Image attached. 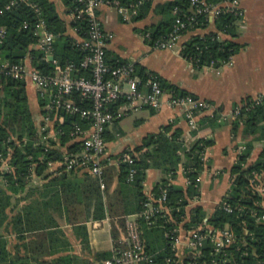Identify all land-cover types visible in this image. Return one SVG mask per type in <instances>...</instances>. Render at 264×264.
<instances>
[{"label": "trees", "instance_id": "1", "mask_svg": "<svg viewBox=\"0 0 264 264\" xmlns=\"http://www.w3.org/2000/svg\"><path fill=\"white\" fill-rule=\"evenodd\" d=\"M12 1L0 0V28H6V36L0 47V61L19 62L30 54L33 66L52 73L57 64L65 65L83 59L85 53L75 44L77 38L86 35L88 24L83 16L67 21L53 0H15L16 4L8 9L7 5ZM64 1L68 14L79 5L76 0ZM119 1L126 6L143 1L134 20L147 17L153 10L161 15L158 22L142 30L144 34L150 33L146 41L152 45L157 39L169 36L178 15L192 13L190 0H169L158 4H155V0ZM34 5L40 7L41 14ZM176 7L179 8L177 14ZM41 17L46 19L48 29L57 35L53 43V60L37 47L35 25ZM200 20L197 26L199 31L192 33L181 51L184 57L193 60L197 68L212 60L221 65L243 48L244 44L237 39L238 19L235 15H221L215 22V29H208L209 21L204 17H200ZM70 28L77 32L76 35L70 32ZM220 33L226 37H221ZM136 65L144 79L152 72ZM160 78L167 89L190 93ZM39 101L42 105L43 101L40 98ZM240 120L245 125L244 137L253 135L257 136L255 139L264 140V104L257 105L238 118L234 130L238 129ZM74 121H80V118L65 115L63 127L66 133L62 136L61 144L69 152L81 149L80 141L71 140L70 131ZM40 140L39 125L30 104L28 82L1 74L0 152L10 155L13 170L2 172L3 182L0 185V264H80L61 219L88 247L86 222L92 217H109L118 247L122 246V233L127 231V216L132 213L139 214L146 250L154 255L157 264H191L192 261L196 264H214V260L218 264H264V221L258 220V216L264 213V193L256 192L250 182L254 172L264 173V149L258 160L248 164L253 150L252 141H248L238 163L232 168V186L224 198L236 210L229 213L222 202L208 219V224L216 229L229 226L236 233V240L220 253L215 252V245L209 240L202 248V255L195 257L192 254H178L173 230L181 221L186 227H198L204 222L206 216L202 206H194L188 218L187 205L200 194L197 178L205 166L202 157L213 140L202 138L187 147L182 139V131L174 129L173 124L165 125L160 131L147 135L139 146L123 151L135 159L131 165L137 168L133 180H129L130 164L107 165L105 189L101 188L98 177L82 168L67 171L62 165L52 169L49 162H62L64 150L57 146L47 150L43 144H38ZM180 165L184 166L185 174L191 180L187 188L173 184L169 178L176 176ZM149 168L161 169L165 174L152 192L158 197L163 189L168 190L167 204L172 207V216L176 221L165 214L151 218L144 215L149 199L144 190Z\"/></svg>", "mask_w": 264, "mask_h": 264}, {"label": "built area", "instance_id": "2", "mask_svg": "<svg viewBox=\"0 0 264 264\" xmlns=\"http://www.w3.org/2000/svg\"><path fill=\"white\" fill-rule=\"evenodd\" d=\"M78 6L71 13L72 18L84 17L87 21L86 35L77 38L75 44L83 50L84 57L80 62H68L65 65L57 64L52 73H46L33 66V57L27 54L24 60L15 62L10 60L0 61V75L3 74L15 80L31 82L38 90L39 98L43 101L41 119L38 122L41 140L48 150L50 147H61L64 150L62 162L50 161L52 169L64 166L65 170L73 171L82 168L99 178L101 186L106 187L105 171L108 164H120L126 162L130 166L134 163V157L123 152L120 157H111L108 149L107 131L116 120L128 115L130 112L139 111L146 106L160 109L165 103L172 107H178L185 111L192 129L197 128V113L213 110V105L206 99L193 93H179L176 90L167 89L154 71L144 79L139 75L138 66L133 62L112 63L108 60V45L113 33L104 25L100 10L103 5H112L121 14L124 21H132L139 13V7L143 1L136 5L126 6L119 0H76ZM192 13L178 15L173 29L167 38H159L154 47L171 48L179 44L183 35L199 31L200 17L209 21L208 27L215 25L216 20L223 14H233L237 21L246 15L241 5V0H190ZM17 1H12L7 8H12ZM36 11L41 14V9L34 5ZM175 13H179L176 7ZM27 25V22L25 23ZM77 30V29H76ZM35 33L38 36L37 47L49 55L53 54L54 41L57 35L50 31L46 19L41 17L35 25ZM225 34L220 33L221 37ZM6 36V28H0V47ZM145 39L150 38V33L144 34ZM184 44L181 47V51ZM186 58V57H185ZM188 59V58H186ZM193 65L192 59H188ZM233 61V57L218 65L212 60L203 67L218 70L222 65ZM195 66V65H194ZM202 67V68H203ZM264 104V92L254 96L245 97L239 101L232 113L233 119H238L257 105ZM78 116L80 121H74L70 131L72 141H80L81 149L69 152L61 144L62 136L66 133L63 127L65 115ZM246 146L243 147V150ZM206 153V152H205ZM205 153L203 161H206ZM59 164V165H58ZM10 155L0 152V173L11 171ZM137 168L131 166L129 180H133ZM201 177L197 178L200 182ZM191 182L188 178V185ZM251 186L260 193H264V173L254 172L250 177ZM149 199L145 204L144 215L147 218L157 217L159 214L172 216V207L167 204L168 190L163 189L160 196L153 192L148 194ZM195 196L187 206L195 204ZM225 209L233 213L236 208L224 200ZM221 202V203H222ZM258 220L264 221V213L258 216ZM174 246L183 250L185 256H201L202 248L211 240L215 245V252L224 251L225 247L236 240V233L229 227L214 228L204 219L202 225L186 227L181 221L173 230ZM125 246L115 248L111 257L105 259L104 264H157L153 254L146 250L143 241L142 229L139 222V214L127 216V236L123 241ZM179 254V252H178ZM171 261V258L169 259ZM191 264H196L194 261ZM206 264V262L204 263ZM214 264H218L214 260Z\"/></svg>", "mask_w": 264, "mask_h": 264}, {"label": "crops", "instance_id": "3", "mask_svg": "<svg viewBox=\"0 0 264 264\" xmlns=\"http://www.w3.org/2000/svg\"><path fill=\"white\" fill-rule=\"evenodd\" d=\"M64 19L70 21L64 0H53ZM169 0H155V4ZM246 15L240 19L238 41L243 48L233 57V61L222 65L218 70L209 67L197 68L181 53L182 45L190 38L191 32L182 36L178 45L171 48L154 47L148 43L142 30L145 26L156 23L161 15L155 10L140 20L124 21L118 10L112 5H103L100 14L105 28L113 33L108 45V60L133 62L158 73L164 80L175 84L180 89L208 100L213 110L197 113L198 126L192 129L183 109L165 103L160 109L146 106L139 111L112 123L107 131L108 149L111 157H116L126 149H134L150 133L160 131L165 125L173 124L174 129L182 131V139L187 147H191L199 139L213 140L206 149L204 169L200 173V194L195 204L187 206L188 218L196 205H201L205 219H209L224 200L232 186V168L238 163L242 149L248 141H252L253 150L248 164L258 160L264 149V140L257 136L244 137L245 125L240 120L237 130L232 118L236 104L245 97L264 92V0H241ZM208 29H215L211 25ZM76 35V31L70 28ZM226 37V35H224ZM30 104L37 122L41 119V108L37 88L28 82ZM134 116L133 126L126 128L123 122ZM244 151V150H243ZM165 174L161 169L149 168L145 182V192L151 193L155 185ZM96 177V176H94ZM173 184L187 188L188 177L184 166L180 165L175 177H169ZM3 182L0 173V185ZM100 182V180H99ZM116 182L114 183V187ZM102 189H105L101 186ZM191 201V200H190ZM137 213L129 214L136 215ZM72 242V251L79 257L80 264H104L116 248L112 235V220L90 218L87 222L89 246L82 244L70 225L61 219ZM126 233L121 235V245ZM14 239V237H11ZM181 256L183 250H178ZM185 256V255H184Z\"/></svg>", "mask_w": 264, "mask_h": 264}, {"label": "rangeland", "instance_id": "4", "mask_svg": "<svg viewBox=\"0 0 264 264\" xmlns=\"http://www.w3.org/2000/svg\"><path fill=\"white\" fill-rule=\"evenodd\" d=\"M242 20H239V21H237V24L238 23H240ZM244 99V98H243ZM243 99H241V100H243ZM240 100V101H241ZM134 116L132 115L131 117H129L128 119H126L124 122H123V124H124V126L126 127V128H128V125L130 124V126H133V124H134Z\"/></svg>", "mask_w": 264, "mask_h": 264}, {"label": "water", "instance_id": "5", "mask_svg": "<svg viewBox=\"0 0 264 264\" xmlns=\"http://www.w3.org/2000/svg\"><path fill=\"white\" fill-rule=\"evenodd\" d=\"M49 58H50L51 60H53V59H54V55H53V54L49 55Z\"/></svg>", "mask_w": 264, "mask_h": 264}]
</instances>
